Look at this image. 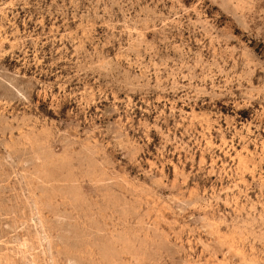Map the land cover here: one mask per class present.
Listing matches in <instances>:
<instances>
[{"label": "rangeland", "instance_id": "rangeland-1", "mask_svg": "<svg viewBox=\"0 0 264 264\" xmlns=\"http://www.w3.org/2000/svg\"><path fill=\"white\" fill-rule=\"evenodd\" d=\"M0 264H264V0H0Z\"/></svg>", "mask_w": 264, "mask_h": 264}]
</instances>
